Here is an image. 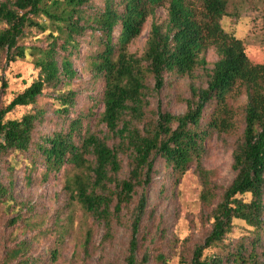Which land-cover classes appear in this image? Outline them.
<instances>
[{
    "label": "trees",
    "instance_id": "trees-1",
    "mask_svg": "<svg viewBox=\"0 0 264 264\" xmlns=\"http://www.w3.org/2000/svg\"><path fill=\"white\" fill-rule=\"evenodd\" d=\"M3 0L0 2V55L4 64L32 57L37 77L0 106V163L11 157L7 168L24 162L26 177L38 161L44 164L43 177L65 174L63 190L87 214L103 223L106 238L114 222H121L124 208L135 202L130 217V237L124 264H167L158 247L146 245L147 187L154 166L162 161L175 182L196 161L199 202L209 210L210 228L191 249L187 264H264V60L251 64L241 39L225 31L221 18L228 0ZM167 2L165 24L152 22L142 55L128 51L146 18ZM38 34H43L38 38ZM89 37L85 62L94 76L103 81L100 121L107 136L117 139L110 146L82 125L83 116L71 119L65 129L34 139L39 111L19 118L7 114L18 106L36 102L46 88L54 93L57 111L66 113L74 105L75 92L67 89L76 71L71 57ZM34 37L30 44L25 39ZM43 43V44H40ZM212 48L217 60L206 69L204 53ZM197 67L206 70V85L190 83V97L180 114L150 109L147 79L152 89L164 87V74L190 75ZM0 85L6 88L5 79ZM236 88L244 90L242 130L232 150L233 178L218 191L209 171L200 166L205 142L214 132L230 134L237 119L227 104ZM84 128V129H83ZM121 155L127 157L128 172L120 178ZM9 187L0 181V202L9 207ZM142 188L136 200L137 190ZM250 227L251 236L226 241L234 221ZM91 232H86V253ZM26 244L4 248L0 264H33ZM59 251H49V261Z\"/></svg>",
    "mask_w": 264,
    "mask_h": 264
},
{
    "label": "rangeland",
    "instance_id": "rangeland-1",
    "mask_svg": "<svg viewBox=\"0 0 264 264\" xmlns=\"http://www.w3.org/2000/svg\"><path fill=\"white\" fill-rule=\"evenodd\" d=\"M91 4V7H100L102 0H92ZM166 21L167 2H163L146 18L140 35L128 45V51L136 56L142 55L151 23L165 24ZM220 24L225 31L242 40L251 64L264 60V0H228L226 14ZM43 36L37 35L38 38ZM33 39L26 38L25 43L30 44ZM88 41L89 37L84 36L80 47L71 57L76 75L65 91L73 90L75 97L74 105L68 112L57 111L54 93L46 88L34 104L18 106L7 114L8 118H19L27 112L42 113L35 127L34 139L65 129L69 121L80 114L83 116L82 125L90 132L99 137L106 136L110 146L117 143V139L107 136L106 127L100 121L103 81L94 76L86 65ZM204 58L206 69H209L217 60V55L210 48L204 53ZM37 74L38 69L34 67L31 56L4 64L0 55V79H5L7 83L4 89L0 85V106L8 104L16 93L30 85ZM206 80V70L201 67L184 77L165 73L164 87L157 91L152 89L154 81L149 77L146 82L149 87V108L156 109L159 105L173 114H180L186 109L185 99L190 97V83L204 87ZM245 99L242 88L231 92L227 104L233 111L234 119L238 120L237 128L230 134L214 132L205 142L206 152L200 160V166L209 171L210 179L218 191L227 186L234 175L231 154L242 130ZM121 158L123 167L119 176L125 178L128 159L123 155ZM10 159L5 157L0 163V181L6 187L11 183L12 194L9 207L0 202V261L4 248L24 242L27 245V257L33 264H124L135 202L123 209L121 222L113 223L111 237L106 238L103 223L68 199L63 190L65 174L62 170L57 174L51 172L44 178V164L38 161L27 179L24 162H17L13 169L7 168L8 164L12 165ZM200 188L196 161L190 164L178 182H175V177L162 161L155 163L152 183L146 189L148 202L142 226L146 228V245L158 247L165 254L167 264H187L193 245L201 242L204 233L210 228L207 217L209 210L199 202ZM141 191L142 188L137 190L134 200ZM88 230L91 238L88 250L84 253L82 243ZM244 236H251L250 227L235 220L226 241H235ZM53 248L58 249L59 255L51 263L49 251Z\"/></svg>",
    "mask_w": 264,
    "mask_h": 264
}]
</instances>
